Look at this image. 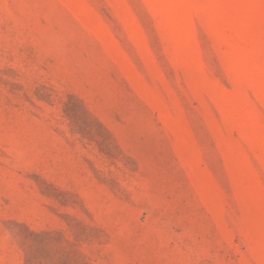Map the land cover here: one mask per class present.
<instances>
[{
	"label": "rangeland",
	"instance_id": "obj_1",
	"mask_svg": "<svg viewBox=\"0 0 264 264\" xmlns=\"http://www.w3.org/2000/svg\"><path fill=\"white\" fill-rule=\"evenodd\" d=\"M0 264H264V0H0Z\"/></svg>",
	"mask_w": 264,
	"mask_h": 264
}]
</instances>
